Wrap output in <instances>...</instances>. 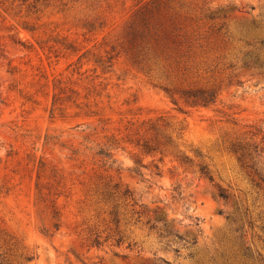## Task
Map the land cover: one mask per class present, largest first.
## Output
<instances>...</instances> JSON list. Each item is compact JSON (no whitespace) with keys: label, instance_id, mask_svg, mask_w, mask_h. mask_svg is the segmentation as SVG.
Segmentation results:
<instances>
[{"label":"rangeland","instance_id":"rangeland-1","mask_svg":"<svg viewBox=\"0 0 264 264\" xmlns=\"http://www.w3.org/2000/svg\"><path fill=\"white\" fill-rule=\"evenodd\" d=\"M0 264H264V0H0Z\"/></svg>","mask_w":264,"mask_h":264},{"label":"trees","instance_id":"trees-1","mask_svg":"<svg viewBox=\"0 0 264 264\" xmlns=\"http://www.w3.org/2000/svg\"><path fill=\"white\" fill-rule=\"evenodd\" d=\"M191 96V100L190 101V104L191 106H202V107H206L208 106L209 104H212L213 103V100H214V95L212 93H208V94H203V93H200L198 95L196 94H192L190 95ZM171 102L175 105V100L171 99ZM255 149V148H254ZM232 152L234 155H236V159L238 162H241L242 159H249L250 161L253 160V154H256L255 151H253V153H251L250 150L248 149H245V148H239L237 150L233 149V147L231 148ZM251 169H253V166H249ZM200 172L202 174H204L205 176H208V173L206 172L205 168L204 167H201L200 168ZM209 180H211L210 177H208ZM219 196L223 199V200H226L227 198V195L226 193L222 190L219 191ZM112 221H113V224L115 226V232H116V235L118 236L117 239L115 240V242L117 244L121 243V237L119 236V233L117 232V224H118V221H117V214L115 212V210L112 212ZM251 225V223H250ZM151 228H153V226H151ZM96 245L98 244L97 242L95 243Z\"/></svg>","mask_w":264,"mask_h":264}]
</instances>
